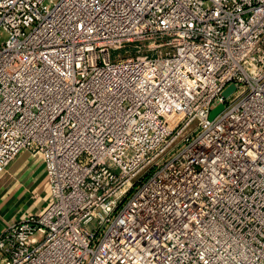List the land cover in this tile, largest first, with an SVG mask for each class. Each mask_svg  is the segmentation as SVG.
<instances>
[{"label":"built area","instance_id":"2783aa9c","mask_svg":"<svg viewBox=\"0 0 264 264\" xmlns=\"http://www.w3.org/2000/svg\"><path fill=\"white\" fill-rule=\"evenodd\" d=\"M0 37V174L48 184L0 264H264V0H0Z\"/></svg>","mask_w":264,"mask_h":264},{"label":"crops","instance_id":"0c3cea01","mask_svg":"<svg viewBox=\"0 0 264 264\" xmlns=\"http://www.w3.org/2000/svg\"><path fill=\"white\" fill-rule=\"evenodd\" d=\"M44 170L40 158L22 152L0 174V232L29 213L45 207L48 184Z\"/></svg>","mask_w":264,"mask_h":264},{"label":"water","instance_id":"95a60500","mask_svg":"<svg viewBox=\"0 0 264 264\" xmlns=\"http://www.w3.org/2000/svg\"><path fill=\"white\" fill-rule=\"evenodd\" d=\"M234 91V86H229L224 92L223 96L227 97L231 92ZM223 109V106L220 105L218 106L214 111L211 112L210 114V119L214 118L221 110Z\"/></svg>","mask_w":264,"mask_h":264},{"label":"rangeland","instance_id":"374dc122","mask_svg":"<svg viewBox=\"0 0 264 264\" xmlns=\"http://www.w3.org/2000/svg\"><path fill=\"white\" fill-rule=\"evenodd\" d=\"M4 37H0V40H2Z\"/></svg>","mask_w":264,"mask_h":264}]
</instances>
